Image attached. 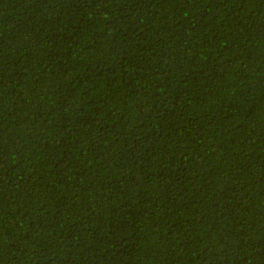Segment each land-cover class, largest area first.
<instances>
[{
  "label": "trees",
  "instance_id": "1",
  "mask_svg": "<svg viewBox=\"0 0 264 264\" xmlns=\"http://www.w3.org/2000/svg\"><path fill=\"white\" fill-rule=\"evenodd\" d=\"M0 264H264V0H0Z\"/></svg>",
  "mask_w": 264,
  "mask_h": 264
}]
</instances>
